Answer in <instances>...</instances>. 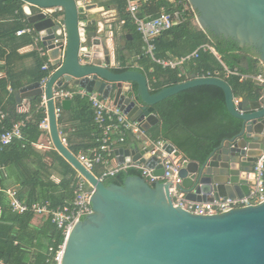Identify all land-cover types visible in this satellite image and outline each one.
<instances>
[{
    "label": "water",
    "instance_id": "water-1",
    "mask_svg": "<svg viewBox=\"0 0 264 264\" xmlns=\"http://www.w3.org/2000/svg\"><path fill=\"white\" fill-rule=\"evenodd\" d=\"M22 1L32 8L28 22L53 61V72L43 88L40 81L19 88L14 95L16 103L46 97L54 150L93 189L89 200L92 212L74 226L61 264H264V202L202 216L173 206L168 190L172 183L154 182L150 186L141 176H128L121 186L101 182L61 141L53 101V91L59 88L73 86L97 92L128 118L141 123L144 133H148L160 123L155 106L164 100L199 86L220 89L227 113L242 121V129L233 139L223 141L205 161H191L180 171L186 199L205 203L242 198L254 185L252 168L264 153L262 83L251 75L249 82L263 86L261 95L237 105L227 81L197 78L195 74L187 81L151 93L143 73L134 69L119 73L103 66V58L106 66L110 63L107 32L102 30L98 36L90 31L95 23L89 20L86 0ZM186 1L196 14L197 25L212 40L232 41L248 49L264 69V0ZM83 22L84 46L93 57L92 65L86 66L78 62L79 25ZM62 32L65 40L54 44L62 38ZM115 45L120 47L116 41ZM119 50L124 52L122 46ZM240 67L248 70V61L244 59ZM71 104L70 100L63 101V111H69ZM173 149L172 144H166L168 152ZM114 155L120 164H145L156 167V175L163 174L146 148L121 146Z\"/></svg>",
    "mask_w": 264,
    "mask_h": 264
},
{
    "label": "trees",
    "instance_id": "trees-1",
    "mask_svg": "<svg viewBox=\"0 0 264 264\" xmlns=\"http://www.w3.org/2000/svg\"><path fill=\"white\" fill-rule=\"evenodd\" d=\"M0 1L5 6H13L14 12H17L19 18L17 24L7 33L8 37H12L21 27L20 20L26 17L21 9L23 2ZM110 4L117 7L119 23L124 22L122 31L127 30L131 38L128 40L129 37H126V49L138 59V68L130 67L115 71L120 73L134 69L143 73L151 93L184 82L186 77H179V70H163L143 56L142 40L131 24V18L126 11V0H111L108 5ZM160 8H164L168 13L179 11L182 20L177 26L156 38L157 58H164L168 53L178 58L185 57L200 46L210 44L214 46L222 63L229 69H238L253 76L261 73L264 75V70H260L258 61L249 56L248 49H241L232 41L212 40L208 34L194 26V14L186 0L141 1L138 15L140 18L155 17ZM28 26L32 28L30 24ZM4 47L3 42H0V59L5 54L8 65L7 60L11 61L17 51L11 50L7 54L3 51ZM28 56L33 57L35 62L31 77L28 79L29 84L39 82L48 76L49 72L42 70L46 59L39 57L35 51ZM124 58L122 56V63ZM244 59L249 62L251 69L249 73L240 67ZM188 73V75L210 74L211 76L217 74L219 77H224L221 64L211 54L201 51L198 58L188 66ZM226 81L235 98L253 101L261 95L263 86L248 80L241 82L237 77H230ZM7 84L5 78L0 79V109L6 114L3 123L0 124V134L21 120H24L25 127L22 128L20 140L13 141L0 151V190L5 191L15 187L21 200L27 203L49 202L52 209L68 206L74 198L73 183L76 171L55 150L41 151L33 147L40 137L38 125L44 118L42 110L37 108L40 97L30 101V110L27 114H17L16 103L13 95L7 92ZM13 87L21 88L22 84ZM72 102L73 108L69 112L71 118L66 119L65 115L68 113L63 111L58 121L59 130L64 135L67 148L75 156L80 153L91 156L92 150L98 148L100 143L97 142L99 131L94 124L90 105L86 99L80 97H75ZM155 112L160 123L147 133L150 139L153 142L160 140L172 144L190 162L205 161L223 141L233 139L242 129V121L227 113L223 92L213 86H199L174 95L155 106ZM84 132H87L90 138L87 144L81 141ZM94 170L95 168L93 174L96 175ZM128 176H140V173L135 170L121 171L105 182L121 186ZM0 204L3 209L0 217V263L55 264L54 257L63 243L61 231L51 224L48 217L34 224L36 216L32 213L23 215L11 213L3 192L0 193Z\"/></svg>",
    "mask_w": 264,
    "mask_h": 264
},
{
    "label": "built area",
    "instance_id": "built-area-1",
    "mask_svg": "<svg viewBox=\"0 0 264 264\" xmlns=\"http://www.w3.org/2000/svg\"><path fill=\"white\" fill-rule=\"evenodd\" d=\"M141 1L146 0H126V11L131 18V24L135 27L136 32L141 37L143 44V56L148 58L152 63L161 67L163 70H179L178 76H185V81H187L190 77V75H188V66L191 62L198 58L199 52L201 51L203 53L211 54L221 64L224 77H219L217 74L215 76L202 74L196 75L197 78H220L226 81V79L230 77H237L241 82L248 80L250 75L242 73L238 69H229L226 67L222 63L217 50L210 44L200 46L193 53L185 57L157 58L155 56L156 38L162 33L177 26L181 22L182 16L179 11L168 13L164 8H160L155 17L140 18L138 14ZM46 12L51 13L52 11L47 10ZM27 13L28 16L31 15V12L27 11ZM102 15H108V13H102ZM113 18L114 16L109 14V17L106 18L108 21L105 22L108 28L107 43L110 63L106 66L104 58L101 59V62L104 67L110 70H121L127 67H123L121 63L117 61V48L115 45L114 29L112 27V23L115 19ZM116 21L118 23L120 22L119 17H117ZM119 24L123 25L124 22ZM85 27V22L79 25L81 45L78 52V62L81 66L92 65L93 62L92 52H89L88 48L84 46ZM117 30L121 32L120 28H117ZM32 32H34V29L27 28L17 32L16 35L21 36L25 33ZM62 35V38L56 39L54 44L65 40L63 32ZM33 44L40 57H47V61L42 67V70L48 71L49 73L48 76L40 81L41 87L43 88L49 76L53 72V70L50 69L53 61L48 58L47 49L41 44V37L39 35H36ZM62 59L63 55L60 53L59 60ZM253 78L259 80L264 86V75L262 73L257 76H253ZM75 97H80L88 101L93 114L94 124L99 131L97 142L100 143L98 148L92 150L91 156L80 153L76 157L79 162L92 173L93 169L98 167L99 174L95 176L99 181L105 182L106 180L115 177L121 171L135 170L140 173V176L149 185H154V182H161L165 184L172 183L169 184L168 190L173 206L181 208L194 215L213 216L229 212L234 209L256 206L264 202V153L258 157L256 163L253 165L252 174L254 185L250 187L249 193L246 196L234 199L219 198L205 203L191 202L186 199V193L181 188L183 180L180 177V171L182 168L186 167L190 161L184 158L182 154L176 150V148H174L171 152H168L166 150L167 142L160 140L155 142L148 141L149 143L145 147L150 156L157 160V165H160L163 171L161 176L155 174L156 167L150 168L145 164H115V166L112 167L115 156L114 152L119 145L126 142L127 136L133 135L139 140L145 138V133L141 128V123L128 118L117 107L113 106L111 102L102 99L101 95L97 92L88 93L85 90L76 87H73V89L59 88L57 91H53V101L55 105L54 112L57 121H59L62 116V102L66 100L72 101ZM234 102L235 105L239 103L237 99H234ZM46 104V97L44 95L40 96V102L37 108L42 110L44 118L38 125L40 137L37 143L33 144V147L41 151L54 150L49 136V122ZM29 110L30 101L28 99H22L19 104H16L17 114H27ZM5 117L6 114L0 109V124L3 123ZM27 119L28 118L26 117L25 120ZM24 127V120H21L20 122L13 124L9 130H4V132L0 134V151L12 144L13 141L20 140L22 138V128ZM59 135L63 144L67 146L64 135L60 130ZM56 182H58L57 179ZM85 184H88L86 180L76 172L73 183L75 188L73 201L68 206L53 209L50 207L49 202L27 203L21 200L16 188L0 191V193L3 192L5 194L9 202V210L11 213L17 215L32 213L38 218L48 217L51 224L61 231L63 243L59 246L54 257V263L61 264L67 239L74 226L92 212L89 200L93 194V189L91 187L90 189H85ZM2 210V206L0 205V215L2 214Z\"/></svg>",
    "mask_w": 264,
    "mask_h": 264
},
{
    "label": "crops",
    "instance_id": "crops-1",
    "mask_svg": "<svg viewBox=\"0 0 264 264\" xmlns=\"http://www.w3.org/2000/svg\"><path fill=\"white\" fill-rule=\"evenodd\" d=\"M110 1L111 0H86V2H87L86 5H87V7H89V12H88L89 20H90V22L95 23L94 25L90 26L89 29H90V31L96 32L98 34V36H100L102 34V30H105L106 32H108L107 25L105 24V22L108 21L106 18L109 17V14L113 15L114 16L113 19H115V21H113L112 24H115V26L112 25V27L114 29L115 41L119 44L120 47L121 46L123 47L124 52H121V51L120 52L122 53V56L125 57L123 59L124 63H122L118 59H117V61H119L123 67L138 68L137 67V60L138 59L135 61L134 58H136V57L129 54L128 50L126 49V46H127L126 37H129L128 32H127V30L122 31V25L116 21L117 17H118V9L113 4L108 5L110 3ZM107 5H108V7H107ZM21 6H22L21 9L23 11V15H25L26 17L24 19L20 20L21 27L15 31L14 35L12 37H8L7 33L12 31V29L17 24V20L19 18H17V12H14L13 6H11V7L9 5L5 6L4 3L0 1V42L1 43L3 42V44L5 45V47L3 48V51H5L7 54L10 53L11 50L17 51V53H15L16 55L12 58L11 61L7 60V62L9 63L8 65H6L5 54H4V57L2 59H0V79L5 78L7 80V82H8L7 92H8V94L13 95L14 100H15L14 95L19 88L14 89L13 86L17 85V84L18 85L22 84V87H23V86L29 84L28 79L31 77V74H32L31 70L34 68L35 62H34L33 57L28 56V55L34 51L36 52L35 46L33 44V41L36 37V34L34 32L25 33L21 36L16 35V33L21 31V30L31 28L30 26H28L29 16H28L27 11L31 12L32 8L27 6L24 2ZM3 8H5L6 10H4ZM102 13H108V15H102ZM117 28H120L121 32H119L117 30ZM31 29H33V28H31ZM128 40H131V38L129 37ZM167 55L168 56H166V57L178 58V57L173 56L171 53L170 54L168 53ZM249 56H250V54H249ZM39 57H40V55H39ZM250 57L253 58L252 56H250ZM42 58H45L47 61V57H42ZM48 58H49V56H48ZM260 68H261L260 70L263 69L261 66H260ZM250 70L251 69H250L249 62H248V70H244V71L249 73ZM248 75L251 76V74H248ZM14 83H16V84H14ZM235 99H237L238 102H240L241 100H244L243 98H235ZM249 101H251V100H249ZM15 103H16V100H15ZM72 108H73V102L71 104L70 110L64 111V112L68 113L65 115L66 119L71 118V114H69V112L71 111ZM79 118H81V117L79 116ZM58 127H59V125H58ZM151 129H150V131H151ZM82 133L83 132H81V134ZM89 139L90 138H88L87 132H84L81 141H83L87 144L90 142ZM77 140H78V138L76 139V141ZM150 140H151L150 136L147 133H145V138L140 139V140L137 139V137H135L133 135H129L126 138V142L124 144L119 145L118 148L121 146H134L135 148L141 150L148 145V143H149L148 141H150ZM115 164H120L119 158H117L116 156H114V163L112 164V167H114ZM11 188H13V187H11ZM6 201L8 202L7 198H6ZM201 203H203V202H201ZM8 206H9V202H8ZM1 215H0V217H1ZM40 220H42V218L36 217V221H33V223L37 224V223H39Z\"/></svg>",
    "mask_w": 264,
    "mask_h": 264
},
{
    "label": "rangeland",
    "instance_id": "rangeland-1",
    "mask_svg": "<svg viewBox=\"0 0 264 264\" xmlns=\"http://www.w3.org/2000/svg\"><path fill=\"white\" fill-rule=\"evenodd\" d=\"M188 7L190 8V6L188 5ZM191 9V8H190ZM191 11L193 12V10L191 9ZM193 14H194V17H193V24H194V26H197L198 28H199V26L197 25V22H196V18H195V13L193 12ZM200 29V28H199ZM119 48L120 47H117V49H118V52H117V59L119 60V61H121L122 60V53L120 52V50H119ZM69 88L70 89H73V86H69ZM94 172L96 173V175H98L99 174V170H98V168H95V170H94ZM85 189H90V186H89V184H85Z\"/></svg>",
    "mask_w": 264,
    "mask_h": 264
}]
</instances>
